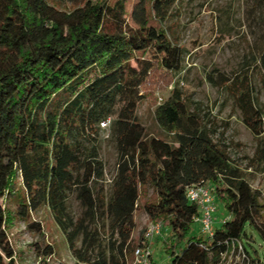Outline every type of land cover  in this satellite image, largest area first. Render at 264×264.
Returning a JSON list of instances; mask_svg holds the SVG:
<instances>
[{
  "label": "trees",
  "instance_id": "obj_1",
  "mask_svg": "<svg viewBox=\"0 0 264 264\" xmlns=\"http://www.w3.org/2000/svg\"><path fill=\"white\" fill-rule=\"evenodd\" d=\"M176 1L84 0L64 10L48 0H0V201L14 197L22 221L46 206L72 264H129L141 187L154 194L144 212L170 229L169 264H217L233 238L252 264H264L247 231L264 244L262 191L252 186L250 167L230 155L220 130L228 122L190 109L176 81L154 108L157 124L176 143L148 135L137 117L140 88L154 67L176 77L183 70L185 49L162 27ZM261 72L264 52L230 73L204 71L255 138L251 162L258 167L264 166V115L253 78ZM107 121L116 152L109 184L100 155V126ZM194 184H207L228 212L210 238L185 239L198 213L186 198ZM73 195L78 215L68 208ZM11 216L0 203V264H16ZM27 228L41 231L38 221ZM42 253L50 257L53 248Z\"/></svg>",
  "mask_w": 264,
  "mask_h": 264
},
{
  "label": "rangeland",
  "instance_id": "obj_2",
  "mask_svg": "<svg viewBox=\"0 0 264 264\" xmlns=\"http://www.w3.org/2000/svg\"><path fill=\"white\" fill-rule=\"evenodd\" d=\"M83 1L48 0L50 4L64 10H70ZM112 1L109 0V2ZM162 27L173 43L185 49L183 70L176 77L159 66L154 67L148 80L140 88L142 98L136 110L140 123L148 135L176 143L175 137L163 131L154 118L155 106L168 96L176 81L187 96L190 109L201 116L214 117L217 123L228 122L227 127L221 125L220 130L224 132L223 136L230 145V155L242 167H250V181L254 188L262 191L260 201L264 205V166L258 167L255 166V161L251 162L255 153L256 140L240 121L239 113L233 109L231 99L204 79V71L212 67L230 73L241 64L245 57L259 56L264 52V0H177L168 10ZM253 84L258 97V106L264 115V74L262 72L254 76ZM64 97L62 93L60 99ZM108 124L104 127L100 126V155L105 163L106 184H109L114 175L116 163L114 141L109 136ZM19 186V180L16 179L15 190ZM140 189L138 207L134 214L135 229L131 235L132 252L144 230L153 222L144 212L142 205L152 201L154 194L150 187ZM0 203L12 215L7 225V233L15 251L16 264H72L74 262L65 235L46 206L32 212L28 221H22L15 213L14 197H6ZM213 203V229H217L222 226L228 212L222 201L215 196ZM68 208L74 215L81 212V207L74 195L68 202ZM262 213L264 217V206ZM29 221H38L41 231L37 233L29 230L27 228ZM247 231L251 235L250 249H256L264 263V244L253 230ZM169 233L170 229L162 225L161 234L152 239L151 264H169L170 257L165 246ZM200 235L204 236L200 231V224L193 221L185 239ZM48 245L54 252L50 257L42 253ZM132 252L129 254V264H133Z\"/></svg>",
  "mask_w": 264,
  "mask_h": 264
},
{
  "label": "built area",
  "instance_id": "obj_3",
  "mask_svg": "<svg viewBox=\"0 0 264 264\" xmlns=\"http://www.w3.org/2000/svg\"><path fill=\"white\" fill-rule=\"evenodd\" d=\"M107 122H102L101 126H106ZM186 198L190 203L197 206L198 213L192 220L200 224V231L204 237L213 236L214 195L207 184H194L186 189ZM229 216H227V220ZM222 222V223H223ZM161 223L152 222L142 233L141 239L133 249V264H151L150 244L154 237L161 234ZM226 248L221 253L217 264H252L251 257L245 252L242 242L233 238L225 241ZM257 264H259L257 262Z\"/></svg>",
  "mask_w": 264,
  "mask_h": 264
}]
</instances>
